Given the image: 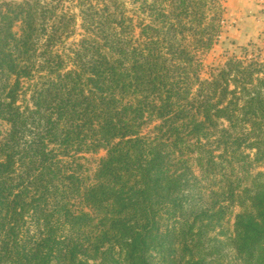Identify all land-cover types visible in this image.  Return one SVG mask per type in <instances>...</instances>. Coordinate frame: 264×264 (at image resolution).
<instances>
[{
    "label": "trees",
    "instance_id": "16d2710c",
    "mask_svg": "<svg viewBox=\"0 0 264 264\" xmlns=\"http://www.w3.org/2000/svg\"><path fill=\"white\" fill-rule=\"evenodd\" d=\"M130 1L73 40L65 0L0 2V264H264V59L202 77L219 5Z\"/></svg>",
    "mask_w": 264,
    "mask_h": 264
},
{
    "label": "rangeland",
    "instance_id": "374dc122",
    "mask_svg": "<svg viewBox=\"0 0 264 264\" xmlns=\"http://www.w3.org/2000/svg\"><path fill=\"white\" fill-rule=\"evenodd\" d=\"M3 0H0V2ZM8 1H20V0H8ZM92 1H101V0H92ZM109 3L113 1L119 2L118 5L125 6L126 14L132 15L136 19L147 17V13L141 11L139 8V1L131 2L130 0H105ZM79 0H65L64 6L69 9V11L75 14V21L71 25L74 29L70 39L78 38L82 32L79 27V16L81 5L77 3ZM255 6L256 12L252 15L255 16V21L250 22L249 20L243 21V24L249 26L252 30L251 35L246 37L237 38L236 33L232 31L236 27V22L240 21L235 17L234 14L230 12L231 6H238L236 0H211L209 4L212 6L217 3L222 9V14L220 18L221 32L222 35L218 37V41H214L212 46L209 49L200 50L197 52V59L201 63V69L199 71L200 76L205 77L209 74V71L212 68L219 67L230 55H234L238 58L258 59L262 61L264 59V2L262 5L258 4L255 0H252ZM148 18V17H147ZM249 153V158L252 162L250 167L256 170L264 171V159L254 160L253 151L246 150ZM86 160L84 161L86 166L92 168L95 167V159L104 155V151L100 150L95 154H84ZM237 211V208H234L233 213ZM233 222V214L225 220L223 229L220 231L221 234L229 236L228 233L231 231V224ZM222 235V237H223ZM221 237V238H222ZM225 241L229 243V239L226 237Z\"/></svg>",
    "mask_w": 264,
    "mask_h": 264
},
{
    "label": "crops",
    "instance_id": "0c3cea01",
    "mask_svg": "<svg viewBox=\"0 0 264 264\" xmlns=\"http://www.w3.org/2000/svg\"><path fill=\"white\" fill-rule=\"evenodd\" d=\"M238 6H234L230 8V12L235 15V17L240 21L236 22V27L232 29L236 33L237 38L246 37L251 35L252 30L249 26H251V23L246 26L243 24V21L249 20L250 22L255 21V14L252 15L255 10L254 3L252 0H236Z\"/></svg>",
    "mask_w": 264,
    "mask_h": 264
},
{
    "label": "built area",
    "instance_id": "2783aa9c",
    "mask_svg": "<svg viewBox=\"0 0 264 264\" xmlns=\"http://www.w3.org/2000/svg\"><path fill=\"white\" fill-rule=\"evenodd\" d=\"M258 4L262 5L264 0H255Z\"/></svg>",
    "mask_w": 264,
    "mask_h": 264
}]
</instances>
